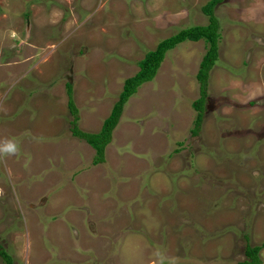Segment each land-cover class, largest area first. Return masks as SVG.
Returning a JSON list of instances; mask_svg holds the SVG:
<instances>
[{"label": "rangeland", "instance_id": "374dc122", "mask_svg": "<svg viewBox=\"0 0 264 264\" xmlns=\"http://www.w3.org/2000/svg\"><path fill=\"white\" fill-rule=\"evenodd\" d=\"M209 1L0 0V147L18 148L0 154V244L13 264H242L264 245V0L215 9L200 135L204 40L169 51L129 99L104 163L71 132L68 82L78 128L99 132L139 62L207 25Z\"/></svg>", "mask_w": 264, "mask_h": 264}, {"label": "trees", "instance_id": "16d2710c", "mask_svg": "<svg viewBox=\"0 0 264 264\" xmlns=\"http://www.w3.org/2000/svg\"><path fill=\"white\" fill-rule=\"evenodd\" d=\"M223 0H210L204 7L203 13L208 17L209 23L207 25L191 26L179 30L176 34L161 41L155 50L146 54L145 58L139 62V72L125 80L123 91L120 94L118 101L112 108L111 114L104 120L102 127L97 133H89L80 130L77 126L78 110L73 101V85L67 83L68 108L73 117L71 121V132L74 137L79 138L89 144L95 151L93 164L98 165L106 161L107 147L113 141V133L117 128L124 109L129 102V99L137 92V90L146 83L154 81L158 72L164 62L169 51L174 50L184 42H199L204 40L207 45V52L201 60L199 71L197 73V80L200 85V96L193 103V108L197 112L192 135H200V130L203 125L205 106L208 97V85L210 74L219 60L220 55V41L222 38L220 32V23L215 14L216 7ZM264 249L261 246H248L245 255L250 260L244 261L242 264H263L259 255ZM0 255L6 264H13V258L8 250H5L0 244Z\"/></svg>", "mask_w": 264, "mask_h": 264}, {"label": "clouds", "instance_id": "9594fccd", "mask_svg": "<svg viewBox=\"0 0 264 264\" xmlns=\"http://www.w3.org/2000/svg\"><path fill=\"white\" fill-rule=\"evenodd\" d=\"M17 151H18L17 145L11 141L5 142V144L2 147H0V154H4V155H13Z\"/></svg>", "mask_w": 264, "mask_h": 264}, {"label": "crops", "instance_id": "0c3cea01", "mask_svg": "<svg viewBox=\"0 0 264 264\" xmlns=\"http://www.w3.org/2000/svg\"><path fill=\"white\" fill-rule=\"evenodd\" d=\"M159 218H160V219H165L164 217H162V215H159ZM155 221H156V220L154 219V222H155ZM187 247H189V249H191L190 246H187ZM189 264H193V263L190 262Z\"/></svg>", "mask_w": 264, "mask_h": 264}]
</instances>
